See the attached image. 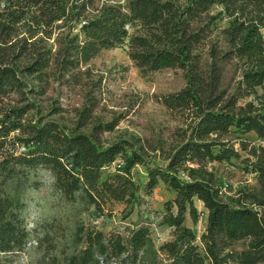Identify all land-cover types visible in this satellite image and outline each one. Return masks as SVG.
Returning <instances> with one entry per match:
<instances>
[{"label":"trees","instance_id":"1","mask_svg":"<svg viewBox=\"0 0 264 264\" xmlns=\"http://www.w3.org/2000/svg\"><path fill=\"white\" fill-rule=\"evenodd\" d=\"M224 18L228 23L221 26ZM127 37L128 54L144 74L167 67L185 72V86L163 97L168 108L189 118L177 128L164 164L148 158V146L135 134L102 139L118 118L105 121L95 112L91 88H83L84 102L69 122L63 106L54 102L38 115L42 98L37 97L52 81L86 87L90 82L81 80L88 70L81 66ZM227 61L240 69L233 82L225 80ZM10 91L18 93V102L0 114V251L27 243L22 211L25 189L34 184L31 169L48 168L54 187L67 199L81 191L101 208L108 198L135 202L139 185L132 168L153 162L146 187L151 190L161 179L176 193L163 216L176 230L161 245L169 264L264 261V145L245 136L252 131L264 137V0H0V98ZM52 114L57 117L47 118ZM236 137L249 152L244 160L259 186L225 194L210 163L239 157ZM195 198L207 209L202 247L185 223L187 214L194 222L199 218ZM83 237L85 245L63 264H156L158 249L146 225L127 237L97 229ZM36 264L60 262L43 256Z\"/></svg>","mask_w":264,"mask_h":264},{"label":"rangeland","instance_id":"2","mask_svg":"<svg viewBox=\"0 0 264 264\" xmlns=\"http://www.w3.org/2000/svg\"><path fill=\"white\" fill-rule=\"evenodd\" d=\"M101 1L95 0V4ZM106 1L125 3L127 0ZM227 23L226 18L219 21L221 26ZM133 31L134 27L130 26L129 32ZM128 41L129 37L114 47L103 48L97 56L81 66L82 70H88V74H83L81 80L90 82L86 87L73 81H52L48 92L42 97H37L42 98V110L38 115L46 114L54 102L63 106V116L69 122L74 118V109L84 102V89L91 88L96 101L95 112L105 121L118 118L111 130L103 131L102 139L111 141L120 137L130 138L135 134L148 146V158L155 156L157 162L164 164L166 160L162 158L163 155L167 154L177 141V128L184 126L185 120L189 118L182 111L168 108L163 97L185 86V72L180 67H167L144 74L128 54ZM235 61L225 62V80L228 82H233L239 76L240 69ZM261 91L259 88V92ZM17 98L18 93L15 91L1 97L0 114L8 105L17 103ZM250 98L253 96L240 99V103ZM34 112L31 110L25 115L26 122ZM56 117L53 114L47 116ZM245 136L252 143L264 145V137H258L255 132H248ZM234 140L240 152L239 157L221 162L214 160L210 163L225 194H235L240 188L255 189L259 186L257 173L252 171V165L244 160L249 152L241 148L237 137ZM158 144L164 148L162 152L151 149ZM153 166V162H146L136 164L132 168L131 174L139 185L138 199L135 202L108 198L101 208L87 202L81 191L73 200L67 199L54 187V177L48 168L39 166L31 169L30 183L34 184L25 189L22 211L24 223L30 232L29 237L27 243L19 250L0 251V264H36L43 256H56L60 264H63L68 254L80 250L85 245L83 236L89 229L102 230L106 234L120 232L127 237L130 231L141 225L150 228L154 245L158 249L156 264H169V257L161 249V245L173 238L176 230L163 222V216L167 212L168 201L172 200L176 193L161 179L151 190L146 187L148 170ZM113 172L115 170L105 175ZM11 185L13 187V184ZM195 204L201 212L198 220L194 222L187 214L185 223L197 234L196 242L202 247L200 237L206 228L207 209L198 198H195ZM173 210H176L175 206ZM241 245L242 242H239V246ZM255 264H264V261Z\"/></svg>","mask_w":264,"mask_h":264},{"label":"built area","instance_id":"3","mask_svg":"<svg viewBox=\"0 0 264 264\" xmlns=\"http://www.w3.org/2000/svg\"><path fill=\"white\" fill-rule=\"evenodd\" d=\"M24 148H25V146H22V149H24ZM123 163H124V160H120V161L117 162V165L120 166V165H122Z\"/></svg>","mask_w":264,"mask_h":264}]
</instances>
